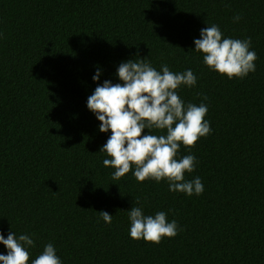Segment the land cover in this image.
I'll use <instances>...</instances> for the list:
<instances>
[{"label":"trees","instance_id":"16d2710c","mask_svg":"<svg viewBox=\"0 0 264 264\" xmlns=\"http://www.w3.org/2000/svg\"><path fill=\"white\" fill-rule=\"evenodd\" d=\"M213 24L251 37L254 72L228 79L204 64L193 41ZM135 58L197 77L178 94L207 105L212 131L177 158L196 157L185 179H201L199 196L131 171L114 179L103 164L111 133L87 98ZM132 207L165 212L178 234L131 239ZM10 231L34 240L29 264L48 243L61 264H264V0H0V234Z\"/></svg>","mask_w":264,"mask_h":264},{"label":"clouds","instance_id":"9594fccd","mask_svg":"<svg viewBox=\"0 0 264 264\" xmlns=\"http://www.w3.org/2000/svg\"><path fill=\"white\" fill-rule=\"evenodd\" d=\"M233 19L238 22L240 16ZM193 43L195 51L203 55L204 64L228 79H243L255 71L257 55L250 50L251 37L224 38L219 26L213 24L201 29L200 38ZM100 75L98 68L93 81L99 80ZM116 75L120 82L113 84L105 80L87 98V108L99 121V131L111 133L100 149L110 157L103 160L104 166L115 169L114 179L131 171L138 182L164 180L169 191L201 195L204 191L201 179H185L186 173L194 171L196 157L177 158L181 145L190 151L200 138L212 131L205 120L207 105L185 104L178 94L181 86H196L193 71L174 73L166 64L157 71L146 59L135 58L122 62ZM207 99L203 96V100ZM145 129L149 134H144ZM153 129L166 130V135H153ZM98 213L106 224H111L113 215ZM128 216L129 235L133 240L158 245L164 238L171 239L178 234L177 222H169L163 211L145 216L141 207H132ZM0 244L7 249L6 255L0 254V264H29V248L35 247L29 235L21 234L17 238L10 231L5 239L0 234ZM31 264H61V260L54 245L48 243Z\"/></svg>","mask_w":264,"mask_h":264}]
</instances>
